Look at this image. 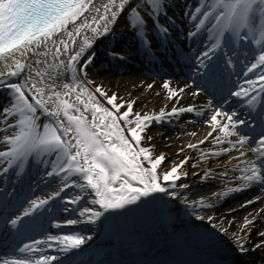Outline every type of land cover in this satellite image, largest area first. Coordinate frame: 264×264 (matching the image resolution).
Segmentation results:
<instances>
[{
	"label": "snow or ice",
	"instance_id": "snow-or-ice-1",
	"mask_svg": "<svg viewBox=\"0 0 264 264\" xmlns=\"http://www.w3.org/2000/svg\"><path fill=\"white\" fill-rule=\"evenodd\" d=\"M131 2L132 0H106L97 7L96 0H0V68L3 69L0 70V87L10 89L13 96L10 107L4 108L3 113L5 120L16 114L19 116L16 120L19 131L13 136L4 137L10 147L6 151H0V162H6L8 165L3 171L7 172L34 151L56 152L58 159L64 161L59 167V172L66 173L69 177L73 174L82 176L86 185L77 186L91 188L96 197L93 203L100 205L105 211L124 208L125 205L133 204L150 193L166 191L159 182L158 175V168L166 157L163 154L154 157L150 148L140 146L144 138L142 134L153 121L159 122L166 116L192 112L194 110L192 107H173L170 112L162 109L158 114L141 115L133 112L134 101L117 102L119 97L115 93L109 96L98 86L96 93L106 98L107 104L115 110L111 111L103 106L96 99L95 94L82 83H63L64 91H58L55 82L45 83V80L53 79L51 72L37 69L33 76L30 67V64L41 65L46 63V60H32L29 54L31 57H47L51 54L58 58L62 53L67 54L71 51L67 64L65 65L61 60L60 67L75 72L76 64L92 47L94 38L108 33L110 31L108 25L115 23ZM143 3L149 7V16L153 19V24L157 25L159 15H166V0H143ZM128 11L130 26L142 38L145 51L151 54V41L146 32L147 22L136 7ZM191 18L199 19L195 26L196 32L191 35L194 36L205 28L206 22L211 24V28L207 31L215 34V43L208 51L202 53L204 58L220 46L221 38L225 33L240 37L241 30H244L242 39H255L258 33L259 39L255 42L264 43V0H211L207 4L201 2ZM85 30H90L94 34L93 37L83 36L78 43L77 38L81 37ZM157 30L167 36V29L163 25ZM49 45L54 46L55 51L49 48ZM42 47L45 49L44 52L40 51ZM73 49L78 50L72 51ZM89 63L91 58L87 59L81 68ZM52 67L54 66L48 65V68ZM25 69H28V74L23 77L22 82L7 83L8 78L21 77ZM257 69H264V47L247 71L251 73ZM245 83L248 87H241L231 95L247 98V103L251 105L261 94H264V70L260 71L255 79H248ZM162 86L168 91L170 99L177 97L179 92L183 91L172 88L168 81ZM26 92L32 95V101L29 100ZM73 94H75L74 102L69 99ZM80 105H83V109ZM125 107L126 110L121 112L120 110ZM38 109L56 118L53 122L45 124L42 131H38L36 116ZM88 112H91V120L86 115ZM235 115V113L228 114L216 110L210 118L213 130L219 129L224 137L236 135L237 125L246 122L235 119ZM219 117H224L227 122L221 124ZM125 129L130 134V138L125 135ZM211 135L212 132H209L208 136ZM248 139L247 136L241 135L237 143L243 145ZM132 141L135 142V147ZM222 142L220 138L216 139V143ZM258 145L252 149L258 154V159L249 160L247 166L241 169L242 175L239 179L243 181L242 186L230 188L229 192L242 191L254 183L264 185V135L261 136ZM188 147L195 148L197 145L191 144ZM241 155L244 153L242 152ZM145 162L149 167L144 166ZM185 163L187 158L163 173L162 179L172 182V186L175 187V181L179 180L181 175H186L180 172ZM56 174V172L48 173V175ZM137 184L142 187H137ZM69 186L67 183L64 185L65 188ZM79 199L80 197H77L71 202L76 203ZM252 202L248 201V203ZM47 203L48 200L33 201L23 216L30 215ZM200 203H203V200ZM86 213L89 214L90 221L102 215L101 212L93 211L91 208H85L81 215ZM21 219L22 217H17L11 220V224L16 225ZM254 220L255 217L245 218L243 229H250ZM67 223L75 224L76 221ZM246 235L250 242L251 233L247 232ZM258 235L261 239L254 247L264 248V232L258 231ZM50 239L63 245V251L78 249L85 243V238L78 235ZM237 241L240 244L238 250L242 253L246 252L244 237H237ZM25 250L38 251L29 245H24L21 249V251ZM55 259L54 256H40L31 264H51ZM4 264H29V262L5 261Z\"/></svg>",
	"mask_w": 264,
	"mask_h": 264
},
{
	"label": "bare ground",
	"instance_id": "bare-ground-1",
	"mask_svg": "<svg viewBox=\"0 0 264 264\" xmlns=\"http://www.w3.org/2000/svg\"><path fill=\"white\" fill-rule=\"evenodd\" d=\"M188 1L190 0H166L167 12L170 14L168 17L172 19V22L175 23L177 27H181L182 22H184V24L187 22L190 23V19H192L191 16L193 12L189 13L187 11ZM104 2H106V0H96V6L99 7ZM133 3H135V0H132L125 11L119 15L115 23L108 25L110 29L108 33L94 38V43L90 48V52L94 50L96 46H99L98 44H112L122 36L136 33L133 27L128 24L129 21H124L126 11H128ZM143 6L146 8V12L150 10L148 6ZM94 14L95 13H92V15ZM187 15L189 19H187ZM160 16L161 15H159V20ZM197 20H192V22H195V25L192 23L186 24L189 31L198 24ZM151 23H153V19H151ZM120 25H124L123 30H125V32L116 33L115 29ZM69 28H71V25H69ZM93 35L94 34L90 30H85L82 32L81 37L77 38V41L79 43L83 36L91 38ZM108 38L109 40L111 39V41H108ZM209 45L210 42L206 44V46ZM49 48L55 51L54 46L49 45ZM75 50L78 49H73L72 51ZM40 51L44 52L45 49L42 47ZM71 54V51L67 54L62 53L58 58L51 54L47 57H31V54H29L32 60H46V63L41 65L30 64L33 76L37 69L51 72L53 79L45 80V83L51 84L55 82L58 85L56 89L58 91H64L62 88L63 83H82L89 91L95 94L96 99L99 100L103 106L109 108L111 111H115L112 109L111 105L107 104V100L104 96L100 95V93H96V88L81 72L79 64L83 56L76 64L75 72L60 67V61L63 60L66 65ZM49 64L54 67L48 68ZM0 70L3 69L0 68ZM91 72L100 77L110 73L111 70H108L106 66H99L93 68ZM259 73L260 70L257 69V71L252 74L253 78L251 79H255ZM27 74L28 69H25L21 77L15 78H19L22 81L23 77ZM132 79L134 81L141 80L143 84H139L138 86H142V90L140 89L135 92L132 89L122 88L116 91V88L119 87V83L123 81L119 77H115V79L110 80L107 85L102 84L99 85V87L109 96L115 93L119 97L117 102H132L133 100L142 101L143 105L147 106L144 110V114H158L162 109L165 112H170L173 107H192L194 109L192 112H183L186 115V120L183 121H179L180 113V115L166 116L159 122L153 121V123L175 124L178 130L177 140H181L182 143L173 146V148L163 147L158 149L155 143H157V141L166 142L167 140L160 139L156 141V136L158 134L155 133L153 136L154 133H151L148 129L142 134L144 138L140 146L150 148L154 157L161 154L166 157L165 161L158 168V175L160 176L159 182L165 187L166 191L150 193L148 196H142L133 204L125 205L124 208L105 211L100 205L93 203L96 199L95 193L87 186H78L79 189L75 188V192H79L80 190L86 191L83 196L79 194L73 197L72 200L62 201L61 197L67 194L69 188L74 189L72 185H86V182L83 180L82 176L73 174L69 177L66 173L59 172L58 167L55 177L57 179L62 178V181H60L63 183L62 185L71 183L69 187L64 188V186H60L53 191H46L43 193V191H40V189L43 190V188L39 186V184L36 186V190L39 189L43 194H40L38 191L35 195L31 193L32 189H23L25 193H30L28 198L31 199L32 202L48 200V203L43 205L41 209L35 210L34 213L36 216H39L42 211L53 212L55 210H61L58 214L61 218L54 221L56 224L52 225V230L47 231L45 234H41L31 244L26 243L30 247L38 249V251H21L24 247L22 246L15 252V261L22 260L29 262L37 259L40 255L54 257L68 255L69 258L65 259L64 262H67L74 256H76L75 259L78 260L80 253L84 252L79 250L80 247L78 249L63 251L62 249L64 246L60 245L58 241L50 238L63 237L65 235H78V233L93 234L105 229L108 239L101 241L103 246H100L95 251H89L90 254H92V259L97 260L93 262L91 259L85 260L84 258H80L79 264H138L141 253L134 242V238L139 229L138 227L144 223L152 225L162 253L166 256L172 251H184L186 255L192 257L196 255L198 258H202L208 255L210 258H217L220 264H232L235 262V258H237V253H235L234 250L240 245L237 241V237H244L245 245H251L254 238L256 239L255 241H260L261 238L258 235V231L264 232V206L259 202L245 203V199L236 197H234V199H230V197L227 198V194L229 193L227 184L228 182L232 183L230 180V177L233 175L232 168H237L238 161H240L241 166V158L247 157L249 152V150L242 148V145L237 143L240 135L224 137L219 129L213 130L210 118L215 108L210 105L201 93L195 94V92H192L186 97L188 99L185 101L181 99L179 94L177 97L170 99L169 93L165 91V89L153 94V92H155L154 90L160 87V85H163L165 81L148 80L146 77L137 76ZM242 81H244V79H241L239 83ZM168 82H170L174 89L179 88L185 91L188 87L184 82H177L174 78H171ZM149 85H152V87H148ZM46 91L48 90L46 89ZM29 95L32 99V95L30 93ZM74 96L75 94L69 97L73 102ZM80 107L83 109V105H80ZM125 110L126 107L122 108L120 111L123 112ZM38 111L43 113L40 109H38ZM86 115L88 119L91 120V112L86 113ZM117 115L119 116V113H117ZM52 118L53 120L56 119L55 117ZM223 118L219 117L221 124L227 122L225 118L223 121ZM61 119H63L62 114ZM121 124L123 125L122 121ZM209 132H212L211 136H208ZM125 135L130 138V134L126 129ZM148 137H151V139H148ZM206 137L207 139H205ZM217 138H220L223 142L216 143ZM177 140L174 139L173 142ZM200 141H204V143H200ZM132 143L135 147V142L132 141ZM191 144H195L197 147H188ZM233 145H235V147H233ZM224 149L228 151H223ZM192 150H194V152L191 153ZM242 152L244 155H241ZM182 155L184 157H182ZM217 156L220 157L216 158ZM186 158L187 163L180 169V172L186 173V175H181V178L175 181V187L172 186V182L162 179L163 173L170 170L171 167L179 164L181 161H184ZM25 160L24 157L20 164L23 165ZM62 164L60 166H62ZM144 166L149 167L147 162H145ZM6 167H8L6 162H0V179H8L9 181L10 168L7 172L3 171ZM187 169H192L191 175H187ZM20 177L23 178L24 176L21 175ZM54 182L51 183V185L55 184ZM116 186L118 187V185ZM136 186L142 187L139 184ZM172 193H175V195H172ZM224 193L227 194L225 195ZM16 195L17 194L13 195V197L15 198ZM11 197L12 196L6 197L0 194V200L5 198L9 200ZM77 197H80V199L77 200L76 203H72L71 201L76 200ZM201 200H203V203H200ZM28 203H24L23 209L29 207ZM45 206L47 207L45 208ZM85 208L99 211L102 215L90 221L88 219L89 214L86 213L81 215ZM71 216L72 218H70ZM210 217L211 219H209ZM253 217H255L256 221H254L251 228L243 229L245 218L251 219ZM216 218L219 220L213 221ZM140 220H143V222L138 223ZM68 221H76V223L68 224ZM175 223L176 226H173ZM247 232L251 233L250 242H248ZM84 238L86 240V236H84ZM40 239L41 242L37 243ZM89 240H91V238ZM9 241H11L10 238ZM86 242L87 241H85V243ZM49 245H51V247ZM228 247L229 250L224 251V249ZM258 254L259 253L252 254V256ZM15 255L13 257H15ZM228 258H232V261L228 260Z\"/></svg>",
	"mask_w": 264,
	"mask_h": 264
},
{
	"label": "rangeland",
	"instance_id": "rangeland-1",
	"mask_svg": "<svg viewBox=\"0 0 264 264\" xmlns=\"http://www.w3.org/2000/svg\"><path fill=\"white\" fill-rule=\"evenodd\" d=\"M137 5H145L143 3V0H135V3H133L130 7H136ZM147 6V5H145ZM149 8V7H148ZM129 16H130V12L129 11H126V14H125V22H128L129 20ZM122 27H124L123 25H120L118 26L115 31L116 33L117 32H122ZM114 31V32H115ZM125 32V30H124ZM91 58V63L87 64L86 67H83L81 68V66L84 64V62ZM92 58H93V54L90 53V49L88 51L85 52V54L83 55V58L79 64V68L81 70V72L83 73V75L85 76V78L95 87L97 88L99 85H107L109 83L110 80H114L115 77H119L121 78L123 81H121L119 83V87L116 88V91L118 89H122V88H127V89H132L133 91H138V90H142V86H138L139 84H143L141 83V80H138V81H134L132 78L134 77H146L144 74L140 73V72H137V71H130V72H124V73H108V74H104L102 76H96L95 73H92V69L93 68H97L99 66H101V63L98 62V63H92ZM151 80H155V81H159V77H154V76H149V77H146ZM158 78V79H157ZM136 80V79H135ZM19 82H22L19 78H10L7 80V83H19ZM138 87V88H137ZM2 88H6V87H0V91H1V94L2 95H5L4 96V100H0V151H6L10 145L8 143H6V141L4 140V137H7V136H13L15 135L18 131H19V128L18 126L16 125V120L19 118L18 114L14 115V116H10V117H7V120H5V116H4V113H3V109L4 108H7V107H10L12 101H13V96H12V93H11V90L6 88V93L4 92V89ZM160 89V91H159ZM163 89V86L160 85V87H157L156 90H154L155 92H153V94L157 93V92H161ZM177 90H179V88H177ZM165 91H167L165 89ZM186 91V92H185ZM185 91L183 90L182 92H179V96L181 97V99H183V101H185L186 97H188V95H190V93L192 92H196L197 90H195V88L193 89L192 86H188ZM26 95L28 96L29 100L32 101L29 93L26 92ZM135 103L133 104V112L134 113H140L141 115H144L145 113V108L147 106H144L142 101H139V100H133ZM143 105V106H142ZM36 116L38 118L37 120V123H38V131H42L43 130V126L45 124H48L50 122H53V118L51 116H48L47 114L45 113H42V112H39L37 111L36 113ZM183 120H186L185 119V116L182 114L180 116V119L179 121H183ZM153 124V125H152ZM149 131H151V133H154L153 136L156 134H158L156 136V141L157 140H160V139H163V140H167L166 142H161V141H157V146L156 148L158 149H161L163 147H167V148H173V146L177 145V144H181V140H177V133H178V130L177 128L171 126L169 127L168 125H166V123H151L150 126L147 128ZM127 130V129H126ZM177 140L175 142H173V140ZM194 152V150L191 151V153ZM40 154H43L40 152ZM184 155V154H183ZM182 155V157H184ZM47 169L45 171H41L40 172V175H41V178L44 177V174L47 176L45 180H49L51 179L54 175H48L49 172H56V169L58 168L57 166L58 165H61L62 162H63V159H58V155L56 152H50L48 153V159H47ZM57 167V168H56ZM60 167V166H59ZM192 169H187V175H191V171ZM53 181H56V182H60L62 181V178H59V180H57V178H55V180ZM71 184V183H69ZM63 186V185H61ZM56 188H58V186H56ZM75 188L76 189H79L78 186L74 185V189H70L68 190V193L67 195L64 196L65 199H69V198H72L74 196H77L79 194V192H75ZM81 189V188H80ZM48 191H52L54 189H51L49 186L47 188ZM86 193V191L84 190H81L80 191V194L81 195H84ZM215 218V217H214ZM219 219L216 218L214 219L213 221H218ZM85 234H82V236H84ZM89 238V236H88ZM99 247V245H95V248Z\"/></svg>",
	"mask_w": 264,
	"mask_h": 264
}]
</instances>
